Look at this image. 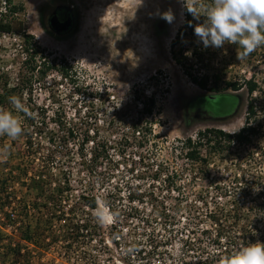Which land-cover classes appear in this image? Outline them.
Here are the masks:
<instances>
[{"label":"rangeland","instance_id":"374dc122","mask_svg":"<svg viewBox=\"0 0 264 264\" xmlns=\"http://www.w3.org/2000/svg\"><path fill=\"white\" fill-rule=\"evenodd\" d=\"M15 3L24 5L21 18L28 33L46 51L45 55L64 60L71 67L67 80L61 79L57 71L51 72L44 82L35 78L38 84L34 91L19 99L29 111L34 103L47 109L49 128L43 134V149L37 164L45 163L55 152L54 174L64 182L70 180L73 188L66 207H77L82 221H92L93 236L83 234L78 241H37L34 245L3 241L0 264L12 263L14 255L7 251L19 243L23 254L30 253L33 264H201L206 258L220 262L221 257L248 245L246 241L232 244L209 241L205 236L204 241H193L185 238L186 234L181 235L186 221L185 203L178 209L181 195L195 202L198 194L214 196L215 193L207 173L187 171L186 161L177 157L179 152H175V147L179 146L178 141L195 138L207 128L238 132L245 125L248 95L246 89L238 93L242 103L232 118L212 122L197 118L187 123L186 107L192 99L197 98L194 104L225 117L237 108L238 98L226 94L210 99L208 92L194 85L174 61L171 42L185 22V7L180 0H15ZM64 8L72 11L76 26L71 32L58 35L47 21ZM169 10L175 16L171 24L160 15ZM204 19L200 17L196 21L202 24ZM189 45L188 42L186 47ZM23 51V41L17 34L0 35V87L6 80L10 87L16 83ZM237 51L238 45L234 44H225L220 49L206 48L203 63L198 66L201 73L219 75L221 89L226 87L225 82L243 83L252 77L264 87V47L242 62L237 59ZM44 83L45 86H40ZM146 107L152 108V114L144 112ZM12 111L22 123L26 121ZM137 118L147 120L152 128L147 142L142 135L133 133ZM64 119L68 125L62 124ZM70 130L75 133L71 140ZM87 131L96 143L110 147L112 162L100 169L106 173L105 177L91 173L82 165L78 148ZM24 135L25 130L16 140L0 136V164L10 154L13 159L18 158L19 149L25 148ZM48 137L55 141L54 148ZM6 146L8 152L4 151ZM92 146L89 145V153ZM228 167H232L228 160L218 158L206 171L214 178H221L222 183L225 179L229 183ZM261 167H256L259 173L263 171ZM173 173L179 177L171 187L166 176ZM109 175L110 182L106 180ZM193 176L196 180L190 181ZM14 177L18 182V173ZM22 179H27V184ZM32 179L33 175L22 177L12 189L16 197L31 204L35 197V190L29 186ZM89 195L116 213L114 223L101 226L96 221L94 211L84 207L83 196ZM18 205L14 203V210L9 212L16 214ZM165 213L176 221L174 226L165 221ZM5 216L0 210V227L6 224ZM254 220L260 235L259 228L264 231V211ZM208 226L205 224L203 228ZM192 227L193 224L189 226ZM56 231H59L57 226L53 229ZM256 243L264 244V241L251 244Z\"/></svg>","mask_w":264,"mask_h":264},{"label":"trees","instance_id":"16d2710c","mask_svg":"<svg viewBox=\"0 0 264 264\" xmlns=\"http://www.w3.org/2000/svg\"><path fill=\"white\" fill-rule=\"evenodd\" d=\"M2 1L0 35L17 34L23 41L24 50V60L16 83L10 87V83L6 80L4 85L0 87V109L12 111L14 109L9 102L10 97L19 98L27 92H33L34 88L37 87L36 84L40 80L44 82L46 77L54 71L59 73L61 79L67 80L70 77L69 70L71 67L64 60L49 59L51 57L48 54L45 55L46 51L38 45L35 37L28 33L27 25L21 18L25 12L22 3L16 4L15 0ZM184 13L185 22L171 42V53L174 61L183 69L185 75L194 85L208 92L206 95L210 99L226 94L238 98L237 108L225 117H218L214 112H209L201 105L194 104L197 98L192 99L186 107L187 123L190 124L197 118L212 122L234 117L242 103V96L238 93L243 89L247 91L248 101L245 125L238 132L232 133L219 128H207L199 131L195 138L188 137L178 141L179 146L175 147V152H179L178 158L181 157L186 161V170L192 172L198 170L201 174L206 172L211 187L214 185L212 190L215 193L214 196L198 194L195 202H191L187 196L181 195L178 209L185 203L183 215L185 216L184 220L187 221L184 222L181 235L186 234L185 238L193 241H204L205 236L209 238V241H228L230 244L237 241H246L247 244L264 241V231L259 228L261 232L260 235L257 234L258 230H255L257 220H254V218L258 219L260 213L264 211V87L255 77H252L244 80L243 83L238 81L225 82L226 87L221 89L219 83L222 78L219 75L201 73L202 69L198 66L203 63L206 48L203 45L198 46L202 42L194 34V27L198 25V22L185 8ZM189 23L192 26H189ZM188 42L190 45L186 47ZM188 53L191 54L188 55ZM35 78L38 79V82L35 81ZM45 85L44 83L40 86ZM231 90L232 92H230ZM151 103L154 104V102ZM30 105L33 106L29 107L31 108L30 115L19 113L26 120L22 125L27 123L23 127L25 130V148L19 149L16 160L10 154L0 164V174H4L3 177H0V210L5 212L7 220L6 224L2 223L0 227V243L3 241H21L34 245L37 244V241H78L83 234H87L88 237L93 236L92 221L89 219L82 221V216L79 215L81 210L77 207H73V205L69 209L66 207L72 197L73 188L70 180L65 179L64 182L54 174L55 152L53 151L52 156L46 158L45 163L37 164L38 156L43 149V134L49 128L48 111L44 107H38L36 103ZM144 112L150 115L152 108L146 107ZM144 112L143 115L146 116ZM258 112L261 114L258 115ZM64 120L65 123L62 124L68 125L66 119ZM148 123L147 120L137 118L132 128L133 133L142 135L141 138L146 142L152 134V128L148 127L150 125ZM74 134V130L68 132L70 140L75 137ZM89 134V131L85 133L82 144L78 148L82 165L91 173L105 177L106 173L104 174L100 169L112 162L113 156L110 147L96 143L93 135ZM47 140L54 148L55 141L53 138ZM90 144L93 146L89 153ZM218 158L222 161L228 160L232 166L227 168V175L230 176L229 183L227 179L222 183L221 178H214L206 171L207 167L214 164L215 159ZM257 165L262 166V172L259 173V170H256ZM17 173L18 182L14 181V175ZM29 175H33L29 184L30 189L35 190L32 204L24 198L16 197V193L12 192L15 183H19L22 177ZM166 177L167 183L172 187L175 184L174 179L179 176L177 173H173V175ZM195 178L193 176L190 181L196 180ZM106 180L109 182L112 180L110 175ZM22 183L27 184V179L25 181L22 179ZM83 200L85 202L84 207L88 210L94 211L97 207L95 196H83ZM16 202L19 203L16 214L12 211L9 212ZM86 215L87 213L83 216ZM163 217L165 221L171 222V226H174L176 221L170 218L167 213ZM172 219L173 221H171ZM192 224L193 227L189 228ZM205 224H209V226L203 228ZM56 226L59 227V231L54 233L53 229ZM194 234V239H192ZM196 236H198L197 239H195ZM22 249V245L19 243L7 251V253L12 252L11 254L14 255L11 264H33L30 253H28L29 256H26L22 253ZM2 250L0 248V252ZM218 263L217 259L206 258L201 264Z\"/></svg>","mask_w":264,"mask_h":264},{"label":"clouds","instance_id":"9594fccd","mask_svg":"<svg viewBox=\"0 0 264 264\" xmlns=\"http://www.w3.org/2000/svg\"><path fill=\"white\" fill-rule=\"evenodd\" d=\"M180 2L194 19L205 18L202 24L194 27V34L204 48L220 49L225 44L238 45L237 59L242 62L255 50L264 47V0H202L200 3L180 0ZM160 15L161 19L169 24L175 20L171 10ZM189 26H192L191 23ZM9 102L15 113L30 115L28 108L18 97H10ZM259 114L261 113L258 112ZM23 132L19 117L13 111L0 109V136L16 140ZM4 151H8L7 146ZM93 215L101 226L114 223L117 219L116 213L101 201H97ZM219 264H264V244L242 245L230 255L221 257Z\"/></svg>","mask_w":264,"mask_h":264},{"label":"flooded vegetation","instance_id":"af4514ba","mask_svg":"<svg viewBox=\"0 0 264 264\" xmlns=\"http://www.w3.org/2000/svg\"><path fill=\"white\" fill-rule=\"evenodd\" d=\"M53 16H57L58 21L56 22L57 28L53 27L51 19ZM49 28L58 35H65L71 32L76 26V20L71 10L69 9H58L47 21Z\"/></svg>","mask_w":264,"mask_h":264},{"label":"water","instance_id":"95a60500","mask_svg":"<svg viewBox=\"0 0 264 264\" xmlns=\"http://www.w3.org/2000/svg\"><path fill=\"white\" fill-rule=\"evenodd\" d=\"M57 21H58L57 16H53L52 19H51V22H52L53 27H54L55 29L57 28V26H56V22H57Z\"/></svg>","mask_w":264,"mask_h":264}]
</instances>
